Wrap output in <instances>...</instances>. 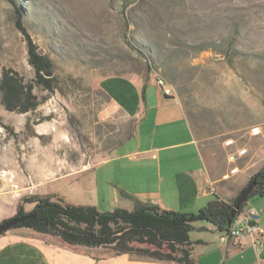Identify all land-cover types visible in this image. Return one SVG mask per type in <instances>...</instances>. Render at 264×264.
I'll list each match as a JSON object with an SVG mask.
<instances>
[{"label": "rangeland", "instance_id": "1", "mask_svg": "<svg viewBox=\"0 0 264 264\" xmlns=\"http://www.w3.org/2000/svg\"><path fill=\"white\" fill-rule=\"evenodd\" d=\"M22 9L31 37L54 62L58 85L53 91L35 88L39 98H48L26 113L7 111L0 90V194L18 202L33 194L63 198L78 170L106 158L131 135L133 119L100 85L108 75L165 77L212 177L229 168L227 137L249 148L238 162L241 174L264 162V0H23ZM131 42L150 52L152 71L145 72ZM3 69L34 77L7 0H0V80ZM254 124L263 134L249 138ZM95 199L99 211L114 209ZM192 225L189 238L209 244L196 245L195 257L215 255L210 245L221 234L204 220ZM241 252L229 264L263 261L264 243Z\"/></svg>", "mask_w": 264, "mask_h": 264}, {"label": "crops", "instance_id": "2", "mask_svg": "<svg viewBox=\"0 0 264 264\" xmlns=\"http://www.w3.org/2000/svg\"><path fill=\"white\" fill-rule=\"evenodd\" d=\"M148 75H108L102 79L100 85L105 87L102 89L124 114L133 119L134 129L106 158L90 168L73 173L79 176L67 184L69 189L65 187L68 192L63 195L64 201L93 205L99 210L95 198L101 197L114 209L131 210L137 202H142L161 209L193 213L196 208H203L214 195L224 200L234 198L264 165L263 162L257 169L244 174H241L242 166L239 165V172L227 179H222L227 171L220 177H212L200 141L181 101L173 92L164 94ZM108 80L112 84L106 86ZM169 95L175 97H165ZM248 155L249 148L243 158ZM12 197L0 194V221L15 214L18 200ZM259 199L257 195L252 196L244 205L255 208L258 213L261 210L264 215V200ZM258 223L262 230L259 238L262 244L264 223L260 214ZM221 235L216 246L210 245L215 255H205L206 259L196 258L194 248L209 244L203 239H196L201 243L192 244L191 262L188 264H229L237 257L235 253L252 247L256 249L248 235L242 236L239 241L225 239ZM239 242L244 244L243 247L239 246ZM93 254L85 248L69 246L58 237H43L30 228H13L0 235V264H185L129 253L99 258ZM244 259L243 256L242 261ZM242 264H264V260L243 261Z\"/></svg>", "mask_w": 264, "mask_h": 264}, {"label": "trees", "instance_id": "3", "mask_svg": "<svg viewBox=\"0 0 264 264\" xmlns=\"http://www.w3.org/2000/svg\"><path fill=\"white\" fill-rule=\"evenodd\" d=\"M7 1L14 6L15 26L25 38L27 59L34 70V77L26 80L14 70L3 69L0 80L1 102L9 112H32L48 98L47 95L39 98L34 89L53 91L57 88L58 78L53 60L39 50L24 23L23 0L19 4L16 0ZM131 45L135 55L144 64L145 72L152 71L154 66L146 47L143 44L135 45V42H131ZM46 71L52 72V75L45 76ZM25 126L29 128L28 120ZM31 135L43 137L35 132ZM253 179L256 186L247 200L256 195L264 196V165L250 177L248 183ZM236 196L224 200L215 195L197 213H187L142 202H137L131 210L115 208L112 211H99L93 205L69 203L61 197L53 199L48 194H33L17 203L13 215L33 216L13 228L25 227L43 237H58L69 246L94 251L96 258L129 253L188 264L191 262L192 244L201 243L192 242L189 238V232L194 229L192 223L204 220L212 225L215 232L223 233ZM29 205L31 208L26 209Z\"/></svg>", "mask_w": 264, "mask_h": 264}, {"label": "built area", "instance_id": "4", "mask_svg": "<svg viewBox=\"0 0 264 264\" xmlns=\"http://www.w3.org/2000/svg\"><path fill=\"white\" fill-rule=\"evenodd\" d=\"M154 74L155 84L163 91L164 94H171L173 92L172 87L166 78L162 75L156 73ZM248 133L250 136H259L263 133V130L260 125L254 124L249 127ZM223 146L229 150L226 155L229 168L227 172L222 175V179H227L231 175L239 172L240 166L238 164V160L247 155L248 148L246 146H239L237 144V140L232 137H227L223 141ZM233 147L234 149H232ZM258 220L259 213L255 208L250 207L247 210L242 209L240 210V213L234 219H232L228 233H222L221 236L225 239L239 241L242 236L248 235L251 238L253 246L257 248L260 243L259 238L262 234ZM243 245V243L239 242L240 247H243Z\"/></svg>", "mask_w": 264, "mask_h": 264}, {"label": "water", "instance_id": "5", "mask_svg": "<svg viewBox=\"0 0 264 264\" xmlns=\"http://www.w3.org/2000/svg\"><path fill=\"white\" fill-rule=\"evenodd\" d=\"M45 76H51L52 72L46 71ZM166 98H174L175 95L165 96ZM256 181L255 179L251 180L246 186L242 188V190L236 196V200L232 207L230 208V217L227 221L226 227L223 231L224 234L228 233V230L231 226L232 219H234L241 210L242 204L247 200L249 193L255 188ZM33 216V214H26L23 216H11L5 220L0 221V235L9 230L10 228L15 227L19 223L23 222L24 220L28 219L29 217Z\"/></svg>", "mask_w": 264, "mask_h": 264}]
</instances>
